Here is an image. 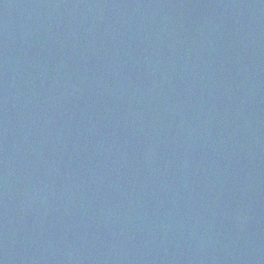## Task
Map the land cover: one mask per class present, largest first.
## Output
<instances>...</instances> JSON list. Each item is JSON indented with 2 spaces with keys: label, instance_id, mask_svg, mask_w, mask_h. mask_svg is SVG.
Instances as JSON below:
<instances>
[{
  "label": "water",
  "instance_id": "water-1",
  "mask_svg": "<svg viewBox=\"0 0 264 264\" xmlns=\"http://www.w3.org/2000/svg\"><path fill=\"white\" fill-rule=\"evenodd\" d=\"M0 264H264V0H0Z\"/></svg>",
  "mask_w": 264,
  "mask_h": 264
}]
</instances>
